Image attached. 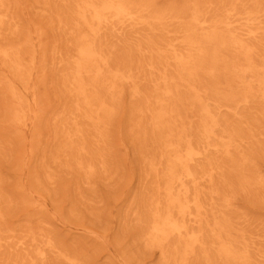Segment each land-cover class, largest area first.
Returning <instances> with one entry per match:
<instances>
[{"label":"rangeland","instance_id":"rangeland-1","mask_svg":"<svg viewBox=\"0 0 264 264\" xmlns=\"http://www.w3.org/2000/svg\"><path fill=\"white\" fill-rule=\"evenodd\" d=\"M0 264H264V0H0Z\"/></svg>","mask_w":264,"mask_h":264}]
</instances>
